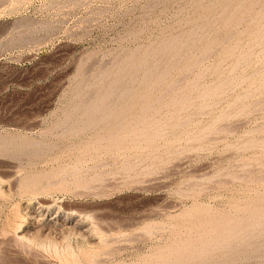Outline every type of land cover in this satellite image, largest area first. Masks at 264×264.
Wrapping results in <instances>:
<instances>
[{
	"label": "rangeland",
	"instance_id": "1",
	"mask_svg": "<svg viewBox=\"0 0 264 264\" xmlns=\"http://www.w3.org/2000/svg\"><path fill=\"white\" fill-rule=\"evenodd\" d=\"M263 12L0 0V264H264Z\"/></svg>",
	"mask_w": 264,
	"mask_h": 264
},
{
	"label": "bare ground",
	"instance_id": "2",
	"mask_svg": "<svg viewBox=\"0 0 264 264\" xmlns=\"http://www.w3.org/2000/svg\"><path fill=\"white\" fill-rule=\"evenodd\" d=\"M238 10H239V9H238ZM204 12H205V11H204ZM263 13H264V12H263ZM218 14H219V13H218ZM262 15H263V14H262ZM228 18H229V17H228ZM258 18H259V17H257V19H258ZM242 20H243V19H242ZM263 29H264V28H263ZM263 35H264V34H263ZM256 37H257V36H256ZM172 39H173V38H172ZM172 39H171V40H169V39L167 40V41H169V44H170L173 40H178L179 38H178V39L176 38V39H173V40H172ZM180 39H181V38H180ZM180 39L178 40L179 42H180ZM182 40H183V39H181V41H182ZM257 40H258V39H256V44L258 45L257 42L260 41V40H258V41H257ZM167 41H166V42L164 41L165 44H166V43L168 44ZM187 41H188V40H187ZM164 42H163V43H164ZM173 42H174V41H173ZM175 42L177 43V41H175ZM179 42H178V43H179ZM182 42L184 43V42H186V40H185V41H182ZM158 43H159V42H158ZM183 43H182V45H183ZM161 44H162V41H161ZM161 44H160V45H161ZM165 44H162V45H165ZM173 44H174V43H172V44H170V46H169V45H168V46L171 47V45H173ZM184 44H185V43H184ZM254 44H255V43H254ZM259 44H260V43H259ZM162 45H161V47H162ZM180 45H181V44H180ZM263 45H264V44H263ZM156 46H157V45H156ZM156 46H155V47H156ZM168 46H166V47H168ZM174 46H176V48L179 49V47H178L179 45H178V44H177V45L174 44ZM172 47H173V46H172ZM148 48H149V47H148ZM152 48H153V47H152ZM159 48H160V47H159ZM176 48L174 47V49H176ZM180 48H181V47H180ZM157 49H158V47L155 48V50H157ZM166 49H167V48H166ZM177 49H176V50H177ZM146 50H147V48H146ZM150 50H151V49H150ZM152 50H154V49H152ZM160 50H161V49H160ZM163 50H164V49H163ZM163 50H162V51H163ZM171 50H173V48H171ZM148 52H150V51H148ZM158 52H159V51H158ZM158 52H157V53H158ZM178 52H179V51H178ZM178 52H177V53H178ZM143 53H145V51H143ZM143 53H142V54H143ZM152 53H153V52H152ZM152 53H151V54H152ZM146 55H147V54H145V56H146ZM177 55H178V54H177ZM150 56H151V55H150ZM145 58H146V57H145ZM132 59H133V58H132ZM142 59H143V57H142ZM137 60H138V59H137ZM197 60H198V59H197ZM127 61L130 62V60H127ZM138 61H140V60H138ZM195 61H196V59H195ZM141 62H142V60H141ZM141 62H140V64H143V63H141ZM124 63L126 64V62H124ZM127 63H128V62H127ZM191 63H192V62H191ZM122 64H123V63H122ZM129 65H130V64H129ZM132 65L134 66L135 64L133 63ZM136 65H139V64H136ZM144 65H145V64H144ZM144 65H142V66H144ZM231 65H232V64H231ZM234 65H235V64H234ZM123 66H126V65H123ZM235 66H237V65H235ZM235 66H234V67H235ZM230 67H231V66H230ZM129 68H130V67H127V69H129ZM139 68L141 69V67H139ZM122 69H123V68H122ZM136 70H137V69H135V70L133 69V71H136ZM199 78H200V77H199ZM233 78H234V77H233ZM113 80H114V79H113ZM131 80H132V78H131ZM113 82H114V81H113ZM238 82H239V81H238ZM227 83H229V82H227ZM111 84H112V83H111ZM230 84H232V83H230ZM218 85H219V84H218ZM224 85H226V84H224ZM112 86H113V85H112ZM112 86H111V87H112ZM213 86H214V85H213ZM106 88H107V87H106ZM109 88H110V87H109ZM204 88H205V87H204ZM208 88H209V87H208ZM212 88H213V87H212ZM112 89H113V88H112ZM202 89H203V88H202ZM213 89H214V88H213ZM167 90H168V89H167ZM208 90H209V89H208ZM107 91H109V89H108ZM111 91H112V90H111ZM111 91H110V93H111ZM200 92H201V91H200ZM204 92H205V91H204ZM110 93H109V94H110ZM100 94H101V93H100ZM103 94H104V93H103ZM106 94H107V93H106ZM109 94H108V95H109ZM206 94H207V93H206ZM202 95H204V94H202ZM107 98H108V97H107ZM174 98H175V97H174ZM177 99H178V98H177ZM189 99H190V98H189ZM205 100H206V99H205ZM101 101H102V100H101ZM169 101H170V100H169ZM186 102H188V101H186ZM190 102H192V101H190ZM207 102H208V101H207ZM207 102H206V103H207ZM173 103H175V102H173ZM188 103H189V102H188ZM98 104H101V103H98ZM184 104H185V103H184ZM203 104H204V103H203ZM189 105H190V104H189ZM99 106H101V105H99ZM126 106H127V105H126ZM182 106H183V104H182ZM186 106H187V105H186ZM127 107H128V106H127ZM180 107H181V106H180ZM146 108H147V107H146ZM97 109H98V108H97ZM103 109H105V108H103ZM107 109H108V108H107ZM112 110H113V109H111V110H109V111H112ZM126 110H127V109H126ZM71 111H72V110H71ZM89 111H90V110H89ZM123 111H124V110H123ZM119 112H121V111H119ZM128 113H129V112H128ZM104 114H105V112H104ZM112 114H113V113H112ZM199 114H200V113H199ZM95 115H96V114H95ZM100 115H102V114H99V116H100ZM117 115H118V114H117ZM131 115H132V114H131ZM221 115H222V114H221ZM90 117H91V116H90ZM96 118H97V117H96ZM128 118H129V117H128ZM131 118H132V117H131ZM90 119H91V118H90ZM132 119H133V118H132ZM134 119H135V118H134ZM88 120H89V119H88ZM93 120H94V119H93ZM118 121H119V120H118ZM183 122H184V121H183ZM123 124H124V123H123ZM131 124H133V123H131ZM136 124H137V123H136ZM166 124H168V123H166ZM172 124H175V123H172ZM172 124H171V125H172ZM175 125H176V124H175ZM88 126H89V125H88ZM151 126H152V125H151ZM114 132H115V131H114ZM129 132H131V131H129ZM125 133H126V132H125ZM156 133H157V132H156ZM156 133H155V134H156ZM133 134H134V132H133ZM162 134H163V133H162ZM3 135H4V134H3ZM9 135H10V133H9ZM16 135H17V133H16ZM103 135H104V134H103ZM125 135H126V134H124V136H125ZM134 135H135V134H134ZM4 136H5V135H4ZM11 136H13V135H11ZM11 136H10V137H11ZM24 136H25V135H24ZM107 136H108V135H107ZM159 136H160V135H159ZM8 137H9V136H8ZM196 137H197V136H196ZM14 138H15V137H14ZM9 139H10V138H9ZM12 139H13V138H12ZM82 139H83V138H82ZM86 139H87V138H86ZM6 140H7V139H6ZM13 140H14V139H13ZM31 140H32V139H31ZM35 140H36V139H35ZM35 140H34V141H35ZM2 141H3V140H2ZM2 141H1V142H2ZM4 141H5V138H4ZM22 141H23V140H22ZM251 141H252V140H251ZM9 142H10V141H9ZM24 142H25V141H24ZM24 142H23V143H24ZM29 142H30V140H29ZM36 142H37V141H36ZM38 142H40V141L38 140ZM44 142H45V141H44ZM245 142H246V141H245ZM2 143H3V142H2ZM27 143H28V142H27ZM42 143H43V142H42ZM104 143H105V142H104ZM6 144H7V143H6ZM8 144H9V143H8ZM39 144H40V143H39ZM45 144H46V143H45ZM45 144H44V145H45ZM47 144H48V143H47ZM47 144H46V145H47ZM243 145H244V144H243ZM243 145H242V146H243ZM247 145H248V144H247ZM253 145H255V144H253ZM3 146H5V145H3ZM3 146H2V147H3ZM255 146H256V145H255ZM257 146H258V145H257ZM26 147H27V146H26ZM248 147H249V146H248ZM260 147H261V146H260ZM0 148H1V147H0ZM4 148H5V147H4ZM6 148H7V147H6ZM10 148H11V147H10ZM20 148H21V147H20ZM22 148H23V147H22ZM31 148H32V147H31ZM31 148H30V149H31ZM34 148H37V147H34ZM41 148H42V147H41ZM44 148H45V147H44ZM47 148H48V147H47ZM246 148H247V147H246ZM17 149H18V148H17ZM17 149H16V150H17ZM43 150H44V149H43ZM11 151L13 152V150H11ZM11 151H10V152H11ZM45 152H46V151H45ZM43 153H44V152H43ZM13 154H14V153H13ZM16 154H18V153H16ZM24 154H26V153H24ZM30 154H31V153H30ZM14 155H15V154H14ZM37 155H38V154H37ZM15 156H16V155H15ZM18 156H20V155L18 154ZM18 156H17V157H18ZM19 159H20V158H19ZM117 160H118V159H117ZM68 165H70V164H68ZM73 168H74V167H73ZM75 168H76V167H75ZM69 169H70V168H69ZM76 169H77V168H76ZM76 169H73V170H75V171H73V172H76V171H77ZM81 169H82V168H81ZM78 170H80V169H78ZM70 172H71V171H70ZM70 172H69L68 174H70ZM147 172H148V171H147ZM60 173H61V172H60ZM63 173H64V172H63ZM65 173H67V171H65ZM41 174H42V173H41ZM31 175H32V173H31ZM70 175H71V174H70ZM59 176H61V175H59ZM62 176H63V175H62ZM64 176H65V174H64ZM96 176H97V175H96ZM56 178H57V177H56ZM58 178H60V177H58ZM58 178H57V179H58ZM76 178H78V177H76ZM29 179H30V177H29ZM51 179H52V178H51ZM52 180H53V179H52ZM62 180H63V179H62ZM68 180H70V179H68ZM27 181H29V180H27ZM50 182H51V181H50ZM0 193H1V192H0ZM92 193H93V192H92ZM45 202H46V201H45ZM28 205H29V204H28ZM26 210H27V209H26ZM41 217H42V216H41ZM93 217H94V216H93ZM97 222H98V221H97ZM45 225H46V224H45ZM95 225H97V223H95ZM66 226H67V225H66ZM48 227H49V226H48ZM106 229H107V228H106ZM54 230H55V229H54ZM72 232H73V231H72ZM77 232H78V231H77ZM93 232H94V231H93ZM25 233H26V232H25ZM43 234H44V233H43ZM64 234H65V233H64ZM75 234H76V233H75ZM80 234H81V232L79 233V236H80ZM15 235H16V234H15ZM18 235H19V234H18ZM18 235H17V236H18ZM36 235H37V233H36ZM17 236H14V237L17 238ZM34 236H35V235H34ZM74 236H75V235H74ZM80 237H81V236H80ZM89 237H90V236H89ZM22 238H23V237H22ZM82 238H83V236H82ZM84 238H85V237H84ZM86 238H87V237H86ZM95 238H96V237H95ZM17 239H19V238H17ZM90 239H91V238H90ZM96 239H97V238H96ZM13 240H14V239H13ZM29 240H30V239H29ZM20 241H21V240H20ZM22 243H23V242H22ZM87 243H88V242H87ZM249 243H250V242H249ZM51 244H52V242H51ZM53 246H54V244H53ZM29 258H30V257H29ZM56 259H57V258H56Z\"/></svg>",
	"mask_w": 264,
	"mask_h": 264
}]
</instances>
